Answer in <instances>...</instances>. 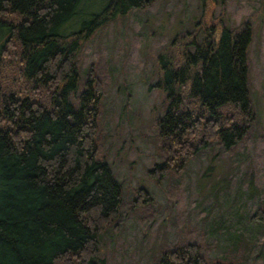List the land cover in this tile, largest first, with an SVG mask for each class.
I'll list each match as a JSON object with an SVG mask.
<instances>
[{"label":"trees","instance_id":"16d2710c","mask_svg":"<svg viewBox=\"0 0 264 264\" xmlns=\"http://www.w3.org/2000/svg\"><path fill=\"white\" fill-rule=\"evenodd\" d=\"M94 1L0 0V264H105L101 240L121 225L124 185L100 132L111 73L100 57L82 76L79 55L99 29L157 0H99V10L84 18ZM201 25L176 35L178 51L161 60L157 83L168 107L158 118L154 170L182 185L188 164L203 150L241 145L258 119L251 23L221 30ZM137 193L132 210H147L142 223H153L150 192L140 187ZM249 222L264 229V200ZM231 239L217 255L218 238L183 212L174 239L147 264H248L247 242Z\"/></svg>","mask_w":264,"mask_h":264},{"label":"rangeland","instance_id":"374dc122","mask_svg":"<svg viewBox=\"0 0 264 264\" xmlns=\"http://www.w3.org/2000/svg\"><path fill=\"white\" fill-rule=\"evenodd\" d=\"M99 2L87 3L84 18L99 10ZM208 2L157 0L99 29L80 52L82 76L90 66L97 68L101 57L112 78L103 100L100 132L106 156L124 185V208L118 230L101 240L100 259L105 264L149 263L166 239H174L183 212L193 226L202 225L218 238L217 255L232 244V237L241 236L248 244L247 263L264 264V229L249 222L264 200V0H225L213 8ZM247 21L253 28L249 58L251 95L258 111L255 127L231 150L218 143L203 150L188 164L183 185L169 175L159 176L161 170H154L160 163L157 123L168 107L167 93L157 86L161 60L178 51L172 46L177 34L199 24H216L221 30L223 25L233 28ZM179 186L183 202L177 199ZM140 187L148 189L155 203L153 223H142L147 210H132L137 209ZM172 187L177 196L168 193Z\"/></svg>","mask_w":264,"mask_h":264}]
</instances>
